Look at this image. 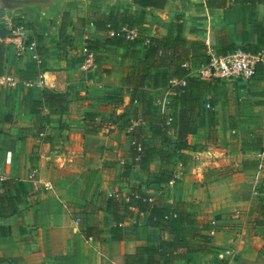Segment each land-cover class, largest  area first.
Masks as SVG:
<instances>
[{
    "label": "crops",
    "instance_id": "crops-1",
    "mask_svg": "<svg viewBox=\"0 0 264 264\" xmlns=\"http://www.w3.org/2000/svg\"><path fill=\"white\" fill-rule=\"evenodd\" d=\"M90 2L16 8L41 35L39 53L37 34L12 32L31 38L35 58L17 56L13 35L0 39V195L3 181L22 185L9 189L17 212L0 216V264H123L161 243L172 264H264V0ZM113 8L143 17L134 45L110 43L112 32L93 25ZM237 48L260 59L251 80L197 78L210 55ZM39 56V76L20 82ZM186 79L194 82L176 96ZM168 116L173 127L162 123ZM132 141L169 159L143 168ZM136 191L144 212L128 204ZM176 204L209 228L210 243L187 239L186 250L149 224Z\"/></svg>",
    "mask_w": 264,
    "mask_h": 264
},
{
    "label": "trees",
    "instance_id": "trees-1",
    "mask_svg": "<svg viewBox=\"0 0 264 264\" xmlns=\"http://www.w3.org/2000/svg\"><path fill=\"white\" fill-rule=\"evenodd\" d=\"M165 2L166 0H135V3L141 6H151V7H162L165 4ZM67 19H68V14L65 13L62 19L63 22L60 30L61 34L64 32ZM142 22H143V17L141 15H130L127 12V10H120L119 8H113L110 12V15L106 18V20L104 21L95 20L93 21V25L97 30H106L112 32V36L108 40L110 43L116 42L117 44L124 43L126 45H134V43L138 42L139 38L135 37L132 40L126 39L125 31L123 29L136 30L138 32ZM17 29L29 31L33 34L34 33L37 34L39 42L36 48L39 53H42L40 47L41 35L37 32V29L34 25L24 21L22 18L13 17L10 21V25H5V26L1 25L0 39H3L7 36L8 37L11 36L12 32ZM27 42L28 43L32 42L31 38H28ZM148 43L152 51H156L157 48L159 47V43L156 41L148 40ZM93 48H95V46L93 45H89L88 47V49H93ZM237 49H233L228 53L233 52ZM240 50H242L245 53L251 54L247 52V50L245 49L244 50L240 49ZM3 53H4V47L3 45L0 44V75L2 71ZM216 55H223V54H216ZM41 57L39 56V62H37L36 59L31 60L26 64L24 69L19 70L20 82L32 81L39 76L40 71L44 67L43 60ZM256 71H257V66H256ZM193 82L194 81H192L191 79H186L185 86L182 87L180 90H177L175 95L178 96L181 93V91H182L181 96L182 94H185L188 85L192 84ZM143 95H144L143 91H138L137 100L140 98V96ZM43 97L45 100H49V98L47 97V93H44ZM25 99L30 100L28 96ZM56 102L60 106L63 100L57 99ZM30 104L38 105L39 103L36 101H30ZM162 123L165 127H173V119L171 116L164 117ZM134 142L136 144H139L136 141ZM139 145H140V151H138L136 146L133 145V149H134L133 158H135V160H133V163L139 162V164L143 168H145L155 156L169 159L167 150L164 151L162 149H156L152 146L144 147L142 144ZM3 186L7 187L8 189L5 191L4 194L0 195L1 217L10 216L17 212L16 202H18L19 200L18 195L12 197L10 195L9 189L16 187L17 192L22 190V185L20 183H15L12 180L3 181ZM134 194L137 196V198L134 197V195H132L128 204L137 206L139 211L144 212L147 208V201L145 200L143 193L136 191ZM181 207H182L181 204H176L174 207H164V209L161 210L162 215L151 216V218L149 219V224L151 226L168 230L171 233V235L174 237L173 244L174 245L177 244V246L183 247V249L186 250L188 249L189 246L187 239L197 240L204 244L210 243L211 236L208 234L209 228L207 227L206 232L202 233L201 230L195 226V221L192 218V216L189 213H186L184 210H181ZM171 242L172 241L168 242L167 246ZM164 244L165 243H161L158 247L139 248L135 255L124 256L123 264H172L175 259V255L172 252L165 253Z\"/></svg>",
    "mask_w": 264,
    "mask_h": 264
},
{
    "label": "built area",
    "instance_id": "built-area-1",
    "mask_svg": "<svg viewBox=\"0 0 264 264\" xmlns=\"http://www.w3.org/2000/svg\"><path fill=\"white\" fill-rule=\"evenodd\" d=\"M125 31L126 39H133L138 35L136 30ZM16 38V50L17 56H22L29 54L31 57L35 58V43H28L27 40L23 39L22 34H15ZM88 55L87 61H92V54L85 49ZM260 62L259 57L253 56L251 54L245 53L240 49L233 52L226 53L223 55H210L208 61L202 65L196 74L198 79L205 80H239V81H249L256 74V66ZM3 80L7 82H12L11 78L5 77ZM182 86H185V82H181ZM207 108H210L209 104H206ZM132 145H135L137 150L140 151V145L132 141ZM32 176V175H31Z\"/></svg>",
    "mask_w": 264,
    "mask_h": 264
},
{
    "label": "rangeland",
    "instance_id": "rangeland-1",
    "mask_svg": "<svg viewBox=\"0 0 264 264\" xmlns=\"http://www.w3.org/2000/svg\"><path fill=\"white\" fill-rule=\"evenodd\" d=\"M49 2V0H0V26L4 25L7 23V21L11 20L13 17H15L16 13V8L25 4L30 5L29 3H34V2ZM83 1V0H79ZM90 2V0H88ZM91 3V2H90ZM89 3V4H90ZM5 6V7H4ZM15 36V33L11 34L9 38H13Z\"/></svg>",
    "mask_w": 264,
    "mask_h": 264
}]
</instances>
